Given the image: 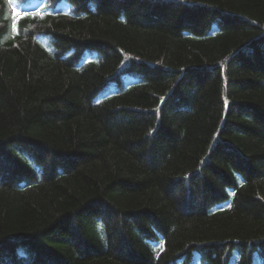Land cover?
Wrapping results in <instances>:
<instances>
[{
	"label": "trees",
	"instance_id": "obj_1",
	"mask_svg": "<svg viewBox=\"0 0 264 264\" xmlns=\"http://www.w3.org/2000/svg\"><path fill=\"white\" fill-rule=\"evenodd\" d=\"M0 264H264V0H0Z\"/></svg>",
	"mask_w": 264,
	"mask_h": 264
}]
</instances>
